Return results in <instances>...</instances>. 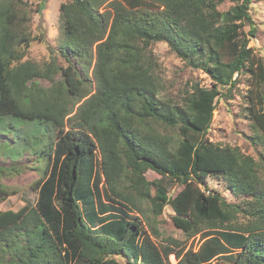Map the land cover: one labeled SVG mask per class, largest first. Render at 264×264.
I'll return each mask as SVG.
<instances>
[{"label":"trees","instance_id":"16d2710c","mask_svg":"<svg viewBox=\"0 0 264 264\" xmlns=\"http://www.w3.org/2000/svg\"><path fill=\"white\" fill-rule=\"evenodd\" d=\"M226 1L64 0L62 52L77 61L69 59L60 80L54 64L23 61L33 39L13 9L0 7V122L32 124L18 145L42 147L37 152L51 160L49 174L34 185L36 205L0 212V264H170L171 254L176 264H264L259 166L206 138L221 88L233 86L236 74L248 68L263 99L264 60L248 46L252 0H230L234 5L220 11ZM162 42L205 72L212 87L192 86L182 104L159 97L151 47ZM253 110L264 129V113ZM154 124L177 129L180 140ZM151 170L159 178L150 181ZM207 176L224 180L236 196H253L260 203L249 210L255 220L235 225L240 206L198 187ZM175 183L184 188L171 198ZM12 194L0 184V199ZM141 201L155 214L169 205L175 227L192 244L200 236L198 248L172 237H162L160 247L142 238L144 223L129 214Z\"/></svg>","mask_w":264,"mask_h":264},{"label":"rangeland","instance_id":"374dc122","mask_svg":"<svg viewBox=\"0 0 264 264\" xmlns=\"http://www.w3.org/2000/svg\"><path fill=\"white\" fill-rule=\"evenodd\" d=\"M64 0H0V7L4 6L13 9L19 18L17 19L26 35L33 39L30 47L26 49V55L23 61L31 60L41 68L46 64L56 66L55 79L62 77L61 70L67 68L71 62L74 64L76 58L69 55V59L62 52L63 36L60 28V7ZM234 4L227 0L218 9L227 11ZM250 14L255 29V35L248 36V46L253 49V53L264 60V0H252ZM246 32L251 30L249 24L245 27ZM158 64L157 75L162 84V90L159 97L173 102L183 103L185 90H191L192 86L211 88L212 79L202 70L194 69L179 58L168 46L167 43H155L151 47ZM92 79V72H90ZM236 82L233 86L221 88V95L216 100V111L214 112L213 122L206 138L221 146L237 148L243 155L251 156L257 162L258 178L260 182V191L264 194V162L261 160L264 154V129L258 126L254 119L252 108L257 114L264 113V85L262 87L263 99L259 98L256 92L252 72L247 68L240 74L235 75ZM41 84L48 87V81L42 79ZM90 89L95 90V80L92 79ZM10 124L13 129H10ZM160 133L168 136L174 142L180 140V134L177 129L167 128L163 125L154 124ZM27 132L33 129V125L28 127L18 125L10 118L0 122V184L4 185L9 192H13L5 200L0 199V212L17 211L26 204L35 206L38 199V192L34 190V185L44 178L45 172L48 174L51 169V160L48 155H40L37 150L42 147L30 149L29 146L22 148L18 145V139L22 134L21 130ZM28 140L32 137L27 133ZM21 146V147H20ZM20 152L19 157L13 154ZM41 157L42 162H38ZM147 178L152 181L159 178L154 171L147 173ZM206 194H217L223 201L230 205L240 206L238 213L235 214V225H248L255 219L250 213V208H260L253 196H236L224 180L207 176L196 181ZM184 188V185L177 183L169 186L171 198ZM125 191H130L126 189ZM154 195V189H152ZM130 212L132 216H137L144 223L145 234L153 244L162 246V237H172L181 244L186 245L187 249L192 244V239L188 240L185 234L174 225L173 218L175 213L167 205L161 214H155L149 201L137 203L135 210ZM128 213V212H127ZM122 216V215H121ZM152 228L157 229L161 237L157 238L152 233ZM199 235L193 241L194 248L197 249ZM170 264H176L175 254L168 257ZM214 262V261H212ZM122 264H127L121 259Z\"/></svg>","mask_w":264,"mask_h":264}]
</instances>
